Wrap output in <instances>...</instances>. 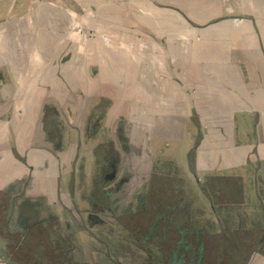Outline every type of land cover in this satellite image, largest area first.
I'll return each instance as SVG.
<instances>
[{
    "label": "crops",
    "instance_id": "0c3cea01",
    "mask_svg": "<svg viewBox=\"0 0 264 264\" xmlns=\"http://www.w3.org/2000/svg\"><path fill=\"white\" fill-rule=\"evenodd\" d=\"M151 1L168 20L162 34L149 41L120 24L105 33L106 44L95 45L98 33L84 32L86 56L76 58L71 52L68 63L56 60L50 66L52 55L61 58L64 53L58 39L77 34L80 41L87 31H78L82 22L88 19L95 27L102 19L121 22V15L112 17L111 12L80 16L78 6H111L118 0H0V119L8 121L0 128V207L7 208L1 214L13 208L18 217L14 226L1 217L0 248L25 244L18 241L23 238L19 230L26 232L27 245H41L38 241L49 236L44 224L63 225L58 215L78 214L79 205H69L74 195L63 172L73 164L81 139L79 124L73 121L80 100L88 111L97 101L109 103L108 110L118 118L114 128L120 149L126 144L122 134L128 132L120 123L129 103L135 104L136 119L167 118L162 125L153 120L146 130L136 121V137L149 131L155 144L149 173L161 161L182 165L185 181L196 186L185 196L193 213L201 215L195 217L201 225L206 218L212 230L220 229L219 220L225 229L243 224L264 229V0ZM31 22L45 24L17 34V26L28 28ZM32 37L35 46L16 40ZM48 37L56 39L49 46L39 41ZM17 53L24 55V64L29 62L20 77L15 72ZM17 86H23V93H17ZM114 86L119 92L107 94ZM88 125L95 132V125ZM161 150L168 151V158L160 157ZM110 153L117 158L118 171L122 158ZM214 197L238 200L218 203L211 201ZM37 229L45 233L31 234ZM13 230L18 238L11 239L9 233L4 238L5 231ZM2 252L10 259V249Z\"/></svg>",
    "mask_w": 264,
    "mask_h": 264
},
{
    "label": "rangeland",
    "instance_id": "374dc122",
    "mask_svg": "<svg viewBox=\"0 0 264 264\" xmlns=\"http://www.w3.org/2000/svg\"><path fill=\"white\" fill-rule=\"evenodd\" d=\"M97 1H103V0H96ZM151 0H118V2H116V5H111V6H102V5H98V3L94 6H78L77 7V11H78V15L80 16H84L87 15L86 13L91 12L92 14L95 12L97 13H110V15H112V17L117 15H121V22H113L110 21V19H102V20H98L96 21V27L94 26L95 24L93 22H90L88 19L85 22H82V25L77 26L79 28L78 31H81L82 28H84V30L87 31H82V34L85 33H91L93 34L94 32L98 33L97 34V40L96 42H98V44L95 45H100L101 44H106V40H105V33L108 31H112L114 32L115 30L119 29L120 24L121 26H123L128 32L130 33H135V34H139L141 36V38L145 39V40H149L151 41L152 39H154V37H152L153 35H159V33H163L164 30H167V26L168 24V20L166 19V17H164V19H162L160 17V15H164L162 13V9H158L155 10V7L152 6L151 4ZM24 7H22L21 9L23 10ZM26 8V7H25ZM24 8V9H25ZM49 8V7H48ZM158 8V7H156ZM70 9V8H69ZM66 10V9H65ZM106 14V15H107ZM109 15V14H108ZM112 19V18H111ZM113 20V19H112ZM89 21V22H88ZM45 24L44 22H38V23H34L31 22L29 23L30 27H26L23 26V24L21 25V28L18 29L19 26H17V34H23L26 35L25 33L28 32L30 33V31H34L36 28L35 26H38L39 24ZM17 24V23H16ZM15 24V25H16ZM67 23L64 24V26ZM90 24V25H88ZM48 27L47 29L49 30L48 33H51V23L48 22ZM38 28V27H37ZM64 27H62L63 29ZM25 29V31H24ZM47 31V30H46ZM76 32V31H75ZM33 33V32H32ZM78 33V32H77ZM33 35V34H32ZM22 36V38H23ZM81 36V35H80ZM79 36L76 34L75 36L73 35L72 37H64L62 40H59V47H64V53L62 54L61 58H57L54 55H52L54 58H52L50 61V66H56V60H62L63 62H69V60H71V52L74 53L73 57H80V59H82V57L84 58L86 56L87 53V47H85L86 45H89L88 43V38H84L85 35H82V38L80 39V41L77 39ZM22 38H17V42L21 41L23 43V40H28V41H33V46H35L36 39H34L32 37V39H22ZM55 38L54 37H48L46 39L41 38L39 39V41L45 42L47 46L50 45V43H54L55 42ZM80 42L79 47L77 46V43ZM32 44V43H31ZM91 50H93L92 48H90ZM70 58V59H69ZM15 61H16V77H20V75L23 74L22 72V67L29 66V62L26 61V63L24 64V55L22 53H17L15 55ZM32 61V60H31ZM34 62V61H33ZM32 62V63H33ZM102 62V60H101ZM103 67V65H101ZM32 67H34V64H32ZM17 93H23L22 89L23 86H17ZM107 94H115L117 92H119V87L118 86H114L112 88H109L107 91ZM93 103V102H92ZM91 104V103H90ZM89 104V105H90ZM81 105V106H80ZM95 109L89 110L88 108H85L86 106L88 107V104H83V101H79V111H74V114L77 115V117H75V119H73V121H76L79 125L80 131H81V139L80 142L78 144V148L76 149V155L74 157L75 160H73V164H69L68 167L66 168V170L63 172V178L65 180V182L68 184L70 183L71 188H72V194L74 195V198H69L68 200L70 201L69 205L73 206V209H76V206L79 205V209H78V214H74L71 213L66 215V214H62V215H58V216H62L63 220L61 219V221H63V225L65 226V224H69V220L73 221L74 224L76 225L77 228L81 227V226H85L86 228L89 227L91 228V231L93 233H97L95 238V242H97L99 238L104 237L105 235H107L106 231L103 232V230H106L107 227H110V229H112V233H110V236L112 237L113 241H118V242H122L123 245H121L122 250H116L113 251L112 250V255L119 256L122 253H126L124 252V249L126 248L127 254L132 253L134 255L138 254L141 255V251L137 250V247L132 244V242L129 239V233L130 231H125V229H117L120 228L122 226H120V223L118 222L117 219V215L115 214V211H120V208L125 207V209L127 208L128 211H131L130 209H134L137 204L140 201V197H142V191L147 190L148 188L147 186V179L149 178L150 175L148 174H153L154 176L157 175V171L159 172L158 175L161 176L160 181L158 182L157 187H151V190H154L155 188H157L158 190H163V192H173L175 194H181L183 192L184 193H189V189L192 188H196V186H193L194 184L191 182H186L184 179V167L182 165L178 166H174V165H169L168 161H161L160 165L154 167L156 168L155 170L153 169V171L151 173H149V169L150 166L149 164H151V156L152 153L154 154V147L155 144L153 142L152 139V135L150 134V132L148 131L146 134H138L140 135V137H136L137 135L135 134V125H136V121L139 120L138 122L141 124H144V129H149V125L152 124V121L156 120V125H158V123H160V125H162L164 122H167V118H150L149 115H145L143 118L141 117L140 119H136L135 114L137 113L135 110V104L133 103H129V107L127 110V117L126 119L121 118V125H122V130L124 129V127H126L125 125H127V133L122 134V137L124 138V141L126 142L125 144V149L122 148L120 149L119 144V134L115 133V126L117 125V119H114L112 115H114V111L111 110V108L108 107L109 103H106L105 101L101 100L100 102L97 101V103L95 102ZM92 111V112H91ZM126 111V110H125ZM99 112V113H98ZM101 112V113H100ZM100 114L99 118H96L95 115L96 114ZM90 124L91 125H95V132L94 130L90 131L91 128L88 127ZM8 125V121L5 118H1L0 119V128L1 131H3V129H5ZM148 125V126H147ZM76 127H78L77 125H74ZM86 127L87 131H84ZM92 127V126H91ZM111 127H113V129H111ZM93 129V128H92ZM90 131V132H89ZM140 131V130H139ZM1 135V134H0ZM65 135V134H64ZM66 136V135H65ZM71 139V138H70ZM137 139V140H136ZM165 145L168 144L167 140H165ZM115 145V146H114ZM157 145V144H156ZM116 147V148H115ZM116 152L120 158H122V161L120 162V166L118 168L117 171V176L118 177H123L124 174H126L125 172L123 173V169L124 167L127 168L129 171L128 173V179L126 180V183L122 184V192L119 189L118 191H114L110 193V197H109V201L111 203V207H112V213L110 214H106V212L104 211H99V208L96 206V210L95 212L99 215L100 218L105 219V221L100 222V221H96V222H91L90 219H88V214L87 211H89V209H92V200L93 198H87L85 197V195H87L91 189H94L95 185H97V182L99 180V178L102 175V171L103 169L106 167V158L107 155L110 152ZM157 151V150H155ZM162 151V150H161ZM160 151V152H161ZM158 152V151H157ZM161 158L165 157L168 158V151L164 150L161 152L160 154ZM136 157L139 158V161L136 160ZM124 160V161H123ZM124 162H126L128 165L126 166V163L124 164ZM137 162H141L139 164V166H137ZM122 163V165H121ZM158 169V170H157ZM44 170L42 169L41 172H43ZM165 174V176L163 175ZM137 176V177H136ZM163 177V178H162ZM167 177V178H166ZM137 178V180H136ZM96 180V181H95ZM65 183V184H66ZM109 184V182L105 183V186H107ZM70 185H67L68 188H70ZM137 186V187H136ZM109 187V186H107ZM138 187H140V195H132V193L135 191V189H138ZM147 188V189H146ZM71 190V189H70ZM176 190V191H175ZM92 191V190H91ZM149 191V190H148ZM187 191V192H185ZM93 195V194H92ZM189 198V197H188ZM226 199V198H225ZM223 197H214L211 201L214 202H218L220 203L221 201L225 200ZM68 200L66 199L65 205L67 204ZM187 200V198H186ZM228 201H233V200H238V199H226ZM210 201V199H209ZM120 207V208H119ZM16 209H18V207H16ZM20 209V208H19ZM122 209V210H123ZM247 209V208H246ZM249 209V208H248ZM12 210V211H11ZM80 210V211H79ZM7 211V208L5 209V207L1 206L0 207V219L2 217V219H9V221L11 222V225L14 226L15 224H17L16 220H18L17 217V213H14L15 210L12 208H10V213L9 214H5L7 212H5L4 214H1V212ZM20 211V210H19ZM18 211V212H19ZM69 211H71L69 209ZM94 211V210H91ZM206 215L211 219L210 221L214 222V215L213 213H211L210 208L206 207ZM242 211L243 210L242 208ZM117 213V212H116ZM246 216V215H245ZM248 216V215H247ZM246 216V217H247ZM50 218H53L52 220H55L54 218H57L56 216H50ZM206 219V218H205ZM205 224H207V220H205ZM248 219V217H247ZM54 223H56L55 221H53ZM61 223L60 221L58 222ZM209 223V222H208ZM4 224V223H3ZM71 224V223H70ZM212 224V223H211ZM214 224V223H213ZM232 225V224H231ZM117 229V230H116ZM120 230V231H119ZM130 230V229H129ZM231 227L230 229H227V234L231 235ZM236 230V229H235ZM20 231L23 230H19L16 231L17 233H21ZM43 230L41 229H37L34 232H32L31 234H36V233H43ZM114 231V232H113ZM125 231V232H124ZM237 231V230H236ZM262 231H264V229H254L251 230L250 232H248L247 238L248 239H252V241L250 243H252V245H245L243 246L242 244H240V248L242 249V251L245 253V257L246 260L243 259L242 256H240L238 254L237 250H234L232 253L234 254V256L236 257V259L240 260V264H264V260L258 259L259 257L264 259V241H259V237L262 235ZM16 232L13 231H5L4 238H8V233L11 234V239H16L19 236L16 234ZM91 232V233H92ZM45 233V232H44ZM43 233V234H44ZM88 236V233L86 234L85 231H76L75 230V237L77 242H79L81 244L82 247V251L84 254H87L88 256L95 257L97 256V254L100 252L101 256H103V252L101 247L99 248V241L97 246L95 247L97 249V252L92 255V252H90L91 248L93 245H91V241L92 238H94V236L92 237V235ZM127 234V237H126ZM17 235V236H16ZM16 238H13L15 237ZM109 236V235H108ZM21 237V236H20ZM223 235L221 232H219V238L221 239V241L223 240ZM243 237V236H242ZM43 238V236H42ZM44 241H38L39 243H43V246L40 247V245H27L28 243L26 242V240L23 241V243L25 244H21L20 246L15 247V245L11 244L9 246H5L4 248H0V264H30L33 260V258L36 255H42L44 259H46V264H57V262L55 263L54 261H51L53 259L54 256L57 255V253H55V251L50 248V246L47 244L48 239L46 237L43 238ZM117 239V240H114ZM19 240V239H18ZM258 241L260 244H258ZM116 246H113L112 249L116 248ZM5 249H10L11 251V257L10 259H8L7 255L5 253H3L2 251H4ZM119 249V247L117 248ZM78 251V250H77ZM79 252V251H78ZM134 252V253H133ZM138 252V253H137ZM81 253V252H80ZM250 253H254L253 256L251 257H256V261H249L248 255ZM126 254V255H127ZM257 254V256H256ZM118 257V258H119ZM129 257V256H127ZM97 258V257H96ZM121 258L123 259V256H121ZM70 263V262H69ZM114 263V262H113ZM35 264V263H34ZM37 264H42V263H37ZM115 264V263H114Z\"/></svg>",
    "mask_w": 264,
    "mask_h": 264
},
{
    "label": "flooded vegetation",
    "instance_id": "af4514ba",
    "mask_svg": "<svg viewBox=\"0 0 264 264\" xmlns=\"http://www.w3.org/2000/svg\"><path fill=\"white\" fill-rule=\"evenodd\" d=\"M109 154L106 158L107 165L103 169L97 185L94 189H91L92 191L90 190L88 196H85L93 198L92 209L90 208L87 211L88 219L91 222L105 221L95 212L96 206L99 211H104L106 214L112 213L113 209L109 201L110 193L119 192V189L122 190V184L126 183L128 179V171L125 167L123 173L126 174L123 177L117 176V158L114 153ZM158 174L155 176L152 173L150 174L146 186L149 188L142 191L144 193L141 194L142 197H140V201L134 209L128 211L125 207L124 209L119 207L120 211H115L118 222L122 226L117 229L122 228L125 231H130L129 239L137 247V250L141 251V255L134 252V255L132 253L127 254L128 251L125 248L124 252L126 253H121L120 257H114L112 250H122L121 245L123 243L114 242L110 236L112 229L107 227L106 230H103V232H107V235L102 238L98 237L100 242L98 247H101L103 256L100 257L101 253L99 252L97 256L91 258L83 253L81 244L77 242L75 237V230L85 231L89 236L92 232L91 228L81 226L78 229L75 226L77 229H74L70 228L68 223L65 226H57L52 222L49 225L44 224L45 232L49 235L48 245L57 253L51 261L57 262V264H240V260L236 259L232 253L234 250H237L238 254L246 260V255L239 246L240 244L243 246L252 245L250 243L252 239H248L247 235L248 232L254 229L248 228L247 224H243L238 225L236 231L230 226L231 235H229L220 220L218 222L220 229L218 230H212L206 224L197 223L195 217L200 219L201 215L193 213V209L189 206L190 199L185 196V193L175 194L172 191L164 193L163 190L157 188L151 190V187H157L161 179ZM163 175L165 176V174ZM106 182H109L110 185L104 188ZM140 190V188L135 189L132 195L141 196ZM20 232V234H23V238L18 240L21 244L27 235L26 232ZM219 232L223 235L222 241L219 238ZM96 234L91 233L92 237L94 236L93 241L90 242L93 245L90 250L92 255L97 252L95 248L98 244V241L95 242ZM259 241H264V231H262ZM259 241L258 244H260ZM116 245L117 247L112 249ZM42 246L43 244L40 245V247ZM118 247L119 249H117ZM253 254L248 255L250 262L253 261L254 257H251ZM35 256L36 258L34 257L30 264H46V259L42 255L35 254ZM121 256H123V259Z\"/></svg>",
    "mask_w": 264,
    "mask_h": 264
}]
</instances>
